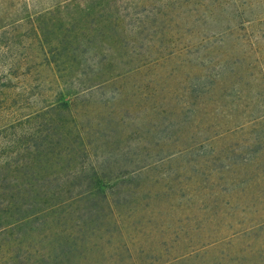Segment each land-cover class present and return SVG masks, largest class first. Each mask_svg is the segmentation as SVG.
I'll return each instance as SVG.
<instances>
[{"label":"rangeland","instance_id":"374dc122","mask_svg":"<svg viewBox=\"0 0 264 264\" xmlns=\"http://www.w3.org/2000/svg\"><path fill=\"white\" fill-rule=\"evenodd\" d=\"M0 264H264V0H0Z\"/></svg>","mask_w":264,"mask_h":264},{"label":"trees","instance_id":"16d2710c","mask_svg":"<svg viewBox=\"0 0 264 264\" xmlns=\"http://www.w3.org/2000/svg\"><path fill=\"white\" fill-rule=\"evenodd\" d=\"M42 224H47V221H43V222H41Z\"/></svg>","mask_w":264,"mask_h":264}]
</instances>
